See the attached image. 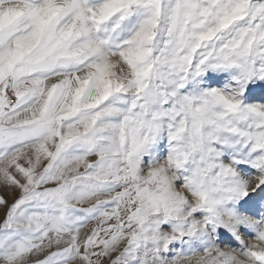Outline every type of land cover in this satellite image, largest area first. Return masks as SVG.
Returning <instances> with one entry per match:
<instances>
[{
	"label": "snow or ice",
	"instance_id": "snow-or-ice-1",
	"mask_svg": "<svg viewBox=\"0 0 264 264\" xmlns=\"http://www.w3.org/2000/svg\"><path fill=\"white\" fill-rule=\"evenodd\" d=\"M0 264H264V0H0Z\"/></svg>",
	"mask_w": 264,
	"mask_h": 264
}]
</instances>
